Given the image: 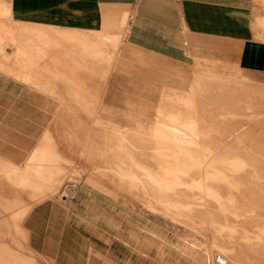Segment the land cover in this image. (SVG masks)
I'll return each mask as SVG.
<instances>
[{"label":"rangeland","instance_id":"obj_1","mask_svg":"<svg viewBox=\"0 0 264 264\" xmlns=\"http://www.w3.org/2000/svg\"><path fill=\"white\" fill-rule=\"evenodd\" d=\"M246 8L264 42V0ZM104 38L83 46L89 71L105 65L91 77L108 84L103 101L91 96L103 106L41 91L83 107H27L18 128L0 92V264H264V77L236 68L221 41L177 63Z\"/></svg>","mask_w":264,"mask_h":264},{"label":"crops","instance_id":"obj_2","mask_svg":"<svg viewBox=\"0 0 264 264\" xmlns=\"http://www.w3.org/2000/svg\"><path fill=\"white\" fill-rule=\"evenodd\" d=\"M248 4L249 0H0L1 107L12 109L7 114L17 116L20 128L27 107H83L73 103L79 100L60 104L45 99L38 94L41 91L70 89L72 97L88 101L85 107L103 106L91 104V96L103 101L108 84L100 80L92 85L91 77L106 75L105 65L89 71L97 64L91 51L88 57L83 52V46L97 36L105 37L103 42L108 45L116 43L117 48L119 37L128 46L177 63H185L191 53L200 52L203 42L221 41L226 45L224 57L235 54L236 68L264 77V42L250 36L245 16ZM59 35L69 38L61 49ZM77 43L82 44L80 53L70 47ZM55 60H62V66ZM56 69L61 74L55 73ZM67 69L72 71L65 72ZM52 74L83 77V81L55 89L30 83L32 77Z\"/></svg>","mask_w":264,"mask_h":264},{"label":"built area","instance_id":"obj_3","mask_svg":"<svg viewBox=\"0 0 264 264\" xmlns=\"http://www.w3.org/2000/svg\"><path fill=\"white\" fill-rule=\"evenodd\" d=\"M77 190V183L76 182H69V184L64 188L62 192V196L64 198H72ZM213 264H226V260L223 256L217 255L214 258Z\"/></svg>","mask_w":264,"mask_h":264},{"label":"bare ground","instance_id":"obj_4","mask_svg":"<svg viewBox=\"0 0 264 264\" xmlns=\"http://www.w3.org/2000/svg\"><path fill=\"white\" fill-rule=\"evenodd\" d=\"M224 257V256H223ZM225 258V257H224ZM226 260V259H225Z\"/></svg>","mask_w":264,"mask_h":264}]
</instances>
